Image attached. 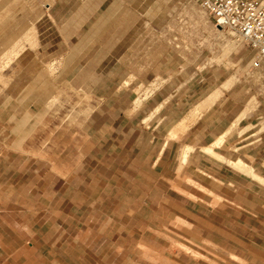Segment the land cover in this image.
<instances>
[{
	"label": "rangeland",
	"instance_id": "1",
	"mask_svg": "<svg viewBox=\"0 0 264 264\" xmlns=\"http://www.w3.org/2000/svg\"><path fill=\"white\" fill-rule=\"evenodd\" d=\"M148 1L129 30L143 44L123 46L125 59L109 76L110 45L99 41L110 39L96 37L91 23L76 32L75 14L63 37L47 13L53 0H0V264L206 258L172 224L160 235L151 229L172 211L161 219L158 190L142 188L153 175L143 168L152 133L137 125V112L159 86L150 103L174 96L167 110L178 117L207 89L237 83L264 114V62L255 67V50L216 26L197 0Z\"/></svg>",
	"mask_w": 264,
	"mask_h": 264
},
{
	"label": "crops",
	"instance_id": "2",
	"mask_svg": "<svg viewBox=\"0 0 264 264\" xmlns=\"http://www.w3.org/2000/svg\"><path fill=\"white\" fill-rule=\"evenodd\" d=\"M133 3L53 0L47 13L55 19L63 37L75 14L76 32L91 23V29L97 30L96 37H109L99 42L110 45L109 69L114 70L106 75L117 76L118 62L125 59L121 54L123 46L143 44L142 37L130 35L129 30L133 29L135 9L143 14L150 5L148 0H143L141 6ZM64 13L69 15L57 21ZM162 75L160 71L151 73L152 77ZM163 87L143 98L137 112H144L137 125L152 133L151 152L143 168L147 166L153 175L145 176L142 188L158 190L161 219L167 206L172 211L168 223L152 231L160 235L171 230L172 224L174 235L189 241L193 253L206 257L191 256L190 263L178 258L176 264H264V114L254 113L256 108L251 109L254 105L246 100L248 89L236 83L221 92H217L218 87L207 89L187 112L171 116L167 107L174 96L150 103ZM149 177H153L151 182L146 180ZM143 259L147 261L144 264H167L156 258Z\"/></svg>",
	"mask_w": 264,
	"mask_h": 264
},
{
	"label": "built area",
	"instance_id": "3",
	"mask_svg": "<svg viewBox=\"0 0 264 264\" xmlns=\"http://www.w3.org/2000/svg\"><path fill=\"white\" fill-rule=\"evenodd\" d=\"M216 26L237 33L256 52L254 66L264 62V0H197Z\"/></svg>",
	"mask_w": 264,
	"mask_h": 264
},
{
	"label": "bare ground",
	"instance_id": "4",
	"mask_svg": "<svg viewBox=\"0 0 264 264\" xmlns=\"http://www.w3.org/2000/svg\"><path fill=\"white\" fill-rule=\"evenodd\" d=\"M32 30V29H31ZM231 32H233L234 33V31H231ZM237 34V33H236ZM23 35V34H22ZM225 56V55H224ZM138 102H139V100H136V103L138 104ZM174 132V131H173ZM178 131H176V133H177ZM175 135H177V134H175ZM240 162V161H239ZM241 163V162H240Z\"/></svg>",
	"mask_w": 264,
	"mask_h": 264
},
{
	"label": "water",
	"instance_id": "5",
	"mask_svg": "<svg viewBox=\"0 0 264 264\" xmlns=\"http://www.w3.org/2000/svg\"><path fill=\"white\" fill-rule=\"evenodd\" d=\"M218 27H221L220 25H218Z\"/></svg>",
	"mask_w": 264,
	"mask_h": 264
}]
</instances>
